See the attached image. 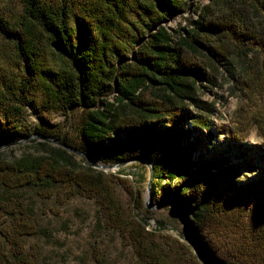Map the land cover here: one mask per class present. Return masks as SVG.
I'll return each mask as SVG.
<instances>
[{"label": "trees", "instance_id": "obj_1", "mask_svg": "<svg viewBox=\"0 0 264 264\" xmlns=\"http://www.w3.org/2000/svg\"><path fill=\"white\" fill-rule=\"evenodd\" d=\"M15 1L17 17L0 14V41L16 59L0 77V145L41 136L103 164L148 159L153 199L182 210L214 264H264V186L239 184L245 164L211 156L214 104L202 98L217 100L227 89L249 108L218 131L238 154L245 153L248 128L264 140V0ZM28 110L64 117L69 131L42 122L22 137ZM184 122L209 137L197 160L192 142L181 143ZM171 133L169 143L159 141ZM16 146L30 154L10 159L0 151V264H37V249L27 251L24 240L37 226L15 195L36 188L60 203L76 194L94 200L104 227L118 232L145 264H184L157 240L165 225L152 229L141 218L149 211L139 199L133 216L117 197L115 180L128 168L136 170L138 185L148 184L146 164L109 174L50 142L5 149ZM5 216L12 217L8 225Z\"/></svg>", "mask_w": 264, "mask_h": 264}, {"label": "rangeland", "instance_id": "obj_2", "mask_svg": "<svg viewBox=\"0 0 264 264\" xmlns=\"http://www.w3.org/2000/svg\"><path fill=\"white\" fill-rule=\"evenodd\" d=\"M192 2L205 5L207 0ZM19 12L20 7L15 0H0L1 15L17 17ZM15 61L11 46L0 41V77L4 74L3 67L12 68ZM215 97L213 94L202 96L204 101L214 104L213 114L209 117V128L217 139L210 151L211 156L228 158L235 164L244 163L245 165L239 170V184L254 183L264 186V140L257 137V130L253 127L248 128L249 138L243 142L245 153L242 156L235 148L228 145L225 134L218 132L228 129L233 121L237 122L244 118L245 114L250 113L246 112L249 108L241 99L231 97L227 89L219 92L217 100ZM243 108L245 114L241 112ZM42 122L53 126L61 125L66 132L69 131V123L64 117L48 114L43 110L37 112L28 110L21 124V136L31 135L34 128ZM164 129L162 128L161 131ZM178 129L184 133L182 144L187 140L192 142L193 158L197 160L199 155L207 150L206 142L209 138L207 132L193 129L188 122L181 123ZM122 136L125 138L127 133ZM173 139L174 135L171 133L168 136L161 135L159 141L167 144ZM2 152L3 157L10 159L30 154L29 149H18L17 146L4 149ZM147 171L149 175L148 168ZM126 174H128L126 177L119 176L115 180V190L119 200L133 216H136L138 212L134 206L138 199L147 209L148 184L138 185L139 179L134 169L128 168ZM50 190L56 192L59 187ZM41 191L43 190L36 188L15 193L20 202L27 207L29 216L37 226L35 235L24 238L27 251L31 247L37 249V264H145L137 258L132 246L118 232L104 227L94 200L76 194L66 202L60 203L56 196L41 197L39 195ZM159 203L153 199L148 206L154 207ZM147 210L149 214L141 218L148 220L153 226L152 229L159 230L160 223L165 225L164 230H159L157 234V240L164 246L165 253L171 254L175 260H180L184 264H204L190 243L187 226L173 207ZM11 221L12 217L3 218L4 225L10 224ZM5 250L10 254V246L7 243Z\"/></svg>", "mask_w": 264, "mask_h": 264}, {"label": "water", "instance_id": "obj_3", "mask_svg": "<svg viewBox=\"0 0 264 264\" xmlns=\"http://www.w3.org/2000/svg\"><path fill=\"white\" fill-rule=\"evenodd\" d=\"M31 140H43V141H46V142H50V143H52V144H54L56 146L62 147L63 149L69 151L70 153L81 157L92 168H94L96 170L104 171V172L117 171V170H119L121 168L128 167V166H130L132 164H135V163H144V164H146V166L148 167V170H149L148 185H147V190H148L147 209H159V208H163V207H166V206H171L177 211V213L180 216V219L184 223V225L187 226L186 219H185V217H184V215L182 213V210L179 209L172 202L164 201V202H161V203L157 204L154 207H149L148 206L151 203V201L153 200L152 186H153V179H154V167H153V164L151 163L150 160L143 159V158H138V159L124 161V162L118 163V164H103V163L91 160L89 158V156H87L86 154L76 151L75 149L65 145L61 141H56V140L48 139V138L41 137V136H31V137H28V138H26V139H24V140H22L20 142H17V143H7V144L0 145V151L5 149V148H7L8 146H14V145L22 144V143H25V142H28V141H31ZM186 228H187V233H188V237H189L190 243L192 244V246L194 247V249L198 253V256L201 259V261L204 264H214L212 262V260L204 253V251L198 245V243L195 241V239L191 235L188 227H186Z\"/></svg>", "mask_w": 264, "mask_h": 264}]
</instances>
